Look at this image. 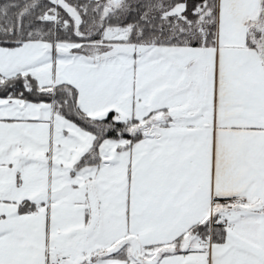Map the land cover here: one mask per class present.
<instances>
[{
	"label": "snow or ice",
	"instance_id": "obj_1",
	"mask_svg": "<svg viewBox=\"0 0 264 264\" xmlns=\"http://www.w3.org/2000/svg\"><path fill=\"white\" fill-rule=\"evenodd\" d=\"M0 264H264V0H0Z\"/></svg>",
	"mask_w": 264,
	"mask_h": 264
}]
</instances>
